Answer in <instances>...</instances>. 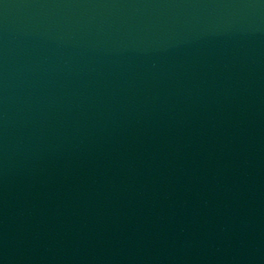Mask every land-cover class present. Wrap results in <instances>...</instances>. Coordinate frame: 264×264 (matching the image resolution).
I'll return each instance as SVG.
<instances>
[{"label":"water","instance_id":"water-1","mask_svg":"<svg viewBox=\"0 0 264 264\" xmlns=\"http://www.w3.org/2000/svg\"><path fill=\"white\" fill-rule=\"evenodd\" d=\"M0 264H264V0H0Z\"/></svg>","mask_w":264,"mask_h":264}]
</instances>
